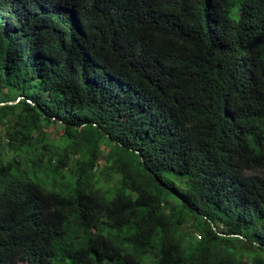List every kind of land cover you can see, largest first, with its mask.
Returning <instances> with one entry per match:
<instances>
[{
  "label": "trees",
  "instance_id": "trees-1",
  "mask_svg": "<svg viewBox=\"0 0 264 264\" xmlns=\"http://www.w3.org/2000/svg\"><path fill=\"white\" fill-rule=\"evenodd\" d=\"M0 104V264H264V0H0Z\"/></svg>",
  "mask_w": 264,
  "mask_h": 264
},
{
  "label": "rangeland",
  "instance_id": "rangeland-1",
  "mask_svg": "<svg viewBox=\"0 0 264 264\" xmlns=\"http://www.w3.org/2000/svg\"><path fill=\"white\" fill-rule=\"evenodd\" d=\"M2 131V129L0 128V132ZM187 229H189L188 227H185L184 228V230H186L187 231ZM236 245H237V247H239L240 246V248H242L244 245H241L238 241H233ZM248 249H250V248H248Z\"/></svg>",
  "mask_w": 264,
  "mask_h": 264
},
{
  "label": "water",
  "instance_id": "water-1",
  "mask_svg": "<svg viewBox=\"0 0 264 264\" xmlns=\"http://www.w3.org/2000/svg\"><path fill=\"white\" fill-rule=\"evenodd\" d=\"M10 104H14V103H10ZM0 105H5V104H0Z\"/></svg>",
  "mask_w": 264,
  "mask_h": 264
}]
</instances>
